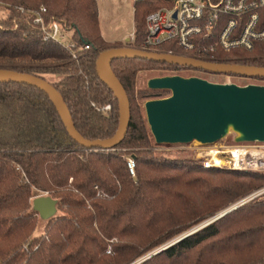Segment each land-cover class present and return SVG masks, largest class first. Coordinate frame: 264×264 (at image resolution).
<instances>
[{
    "label": "trees",
    "instance_id": "obj_1",
    "mask_svg": "<svg viewBox=\"0 0 264 264\" xmlns=\"http://www.w3.org/2000/svg\"><path fill=\"white\" fill-rule=\"evenodd\" d=\"M42 7L45 21L74 25L69 37L76 60L64 47L43 40L34 23ZM157 8L134 2V40L126 45L141 46L145 17ZM85 43L89 50H83ZM115 47L101 36L96 0H0V70L54 87L76 131L88 141L111 139L120 126L118 98L98 68L100 56ZM209 56L220 64L264 68L262 47L251 52L213 47ZM142 65L171 75L193 70L114 59L111 68L127 95L130 120L124 139L111 151L78 145L42 90L0 83V264H264V200L149 257L264 186V173L204 169L199 161L154 151L143 103L170 92L136 91ZM127 156L135 159V177ZM43 194L58 202L60 214L34 236L40 219L31 204Z\"/></svg>",
    "mask_w": 264,
    "mask_h": 264
},
{
    "label": "water",
    "instance_id": "obj_2",
    "mask_svg": "<svg viewBox=\"0 0 264 264\" xmlns=\"http://www.w3.org/2000/svg\"><path fill=\"white\" fill-rule=\"evenodd\" d=\"M123 57L188 67L211 74L264 79V68L206 63L182 55L147 53L130 47L109 48L100 56L98 68L118 98L120 126L113 138L98 141H88L79 135L60 94L45 81L27 74L0 70V83L20 82L42 90L54 102L67 133L78 145L88 150L111 151L124 139L130 120L127 95L111 68L114 59ZM147 88L170 92L167 98L149 100L144 104L147 125L157 146L189 145L193 142L212 146L229 135H233V142L238 144L264 143V86L218 84L198 77L174 75L152 78ZM57 206L58 202L50 196H39L32 201V211L45 222L56 217Z\"/></svg>",
    "mask_w": 264,
    "mask_h": 264
},
{
    "label": "built area",
    "instance_id": "obj_3",
    "mask_svg": "<svg viewBox=\"0 0 264 264\" xmlns=\"http://www.w3.org/2000/svg\"><path fill=\"white\" fill-rule=\"evenodd\" d=\"M134 2L157 4L158 8L145 17L146 34L141 46L123 47L147 53L182 55L206 63H216L209 56L213 52V47L225 52L236 50L251 52L256 47L264 49V0H134ZM45 13L46 10L42 7L34 18V23L40 27L43 40L64 47L76 60V44L69 37L74 25L53 18L45 21L43 16ZM133 40L134 34H131L128 42ZM207 42L211 43L210 47L205 46ZM83 50H89L86 43ZM220 76L225 78L223 84H234L231 80H244L250 82L242 84L243 86L250 84L264 86L262 79ZM226 139L227 137L212 146L199 143L201 148L198 149L196 160L204 169L264 173V143L225 144ZM161 150L169 148L160 146L154 148V151ZM126 166L129 174L135 177L136 162L132 156L126 157ZM259 200H264V187L235 202L191 232L250 202Z\"/></svg>",
    "mask_w": 264,
    "mask_h": 264
},
{
    "label": "rangeland",
    "instance_id": "obj_4",
    "mask_svg": "<svg viewBox=\"0 0 264 264\" xmlns=\"http://www.w3.org/2000/svg\"><path fill=\"white\" fill-rule=\"evenodd\" d=\"M100 8H101L100 26L102 31L101 35L104 41H107L106 43L109 44L110 47H114V46H118L115 48L123 47L124 45H126L125 41L129 40L130 34L132 32L134 33V1L133 0H101ZM141 67L143 68L138 70L136 76V85H135L136 91L148 89L147 83L150 79L164 77V76L177 75L185 78L198 77L201 79H205L209 82L218 83V84H223L225 81V78L220 75L206 74L204 71L201 70L193 69L191 72L180 71L178 73H175L174 75H171V73H167L166 71H163L158 67H151L147 65H142ZM231 81L238 86H243L242 84L250 82L244 80H231ZM252 82L254 83V81ZM168 96H166V98ZM144 104L145 102L143 103V109H144ZM232 142H233V135H229L227 139L224 141L225 144H231ZM160 147L169 148V150L156 151L158 153H163L167 157L175 158V159H189L193 161H197L196 157L198 154V149L201 148L199 146V143H194V142L189 145H175L174 147L172 145L169 146L164 145ZM258 189L251 191L250 193L240 198L239 200L247 197L249 194H251L252 192ZM43 195L46 196V194ZM59 214L60 212L58 211L56 217ZM46 224L47 222L40 220L38 222L34 236L41 235L45 230ZM194 229H192L191 231H193ZM109 251L110 249L108 250V253Z\"/></svg>",
    "mask_w": 264,
    "mask_h": 264
},
{
    "label": "crops",
    "instance_id": "obj_5",
    "mask_svg": "<svg viewBox=\"0 0 264 264\" xmlns=\"http://www.w3.org/2000/svg\"><path fill=\"white\" fill-rule=\"evenodd\" d=\"M134 1V0H133ZM96 3H97V7H98V12H99V27H100V31H101V26H100V13H101V8H100V3H101V0H96ZM101 33H102V31H101ZM131 34H133V32L131 33ZM130 34V35H131ZM102 36V35H101ZM130 37V36H129ZM103 38V37H102ZM104 40V39H103ZM127 41H129V40H127ZM127 41H125V43L127 42ZM105 42H107V41H105Z\"/></svg>",
    "mask_w": 264,
    "mask_h": 264
},
{
    "label": "bare ground",
    "instance_id": "obj_6",
    "mask_svg": "<svg viewBox=\"0 0 264 264\" xmlns=\"http://www.w3.org/2000/svg\"><path fill=\"white\" fill-rule=\"evenodd\" d=\"M194 143H197V142H194Z\"/></svg>",
    "mask_w": 264,
    "mask_h": 264
}]
</instances>
